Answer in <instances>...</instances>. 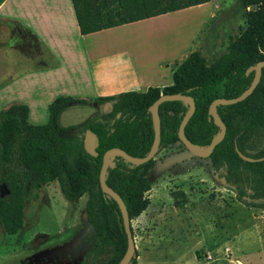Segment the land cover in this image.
<instances>
[{"label": "trees", "instance_id": "16d2710c", "mask_svg": "<svg viewBox=\"0 0 264 264\" xmlns=\"http://www.w3.org/2000/svg\"><path fill=\"white\" fill-rule=\"evenodd\" d=\"M80 35L93 34L141 20L208 3L210 0H70ZM245 13V29L233 39L213 63L207 65L199 52L189 53L172 72L171 85L161 89L127 91L109 97L81 99L58 97L47 106L43 125L27 121L28 108L11 104L0 110V186L8 192L0 198V227L12 236L22 229L24 210L37 199L43 186L56 182L64 200L85 197L84 218L96 237L87 256L88 264H117L126 249L121 216L116 203L103 194L98 183L102 155L119 149L131 158L144 157L152 143L153 129L149 106L160 95L192 98L194 112L183 128L184 137L197 147H207L218 134L207 108L214 99H234L249 86L253 72L245 71L264 61V0H238ZM252 93L242 102L216 107L225 126L223 139L207 159L213 169L223 168L221 179L238 200L252 206L264 202V69ZM97 111L78 126L60 127L59 115L73 106ZM188 110L179 101L158 106L160 139L158 151L178 143L177 128ZM86 132L96 138L95 157L83 149ZM258 136L261 148L246 154L243 145ZM235 149L251 159L241 160ZM157 151V152H158ZM107 167L105 184L121 199L129 222L148 206L147 176L154 160L139 166L113 156ZM175 207L187 202L182 192L170 193ZM264 208V204L261 205ZM131 231V227H130ZM132 234V232H131ZM134 251L128 264H136Z\"/></svg>", "mask_w": 264, "mask_h": 264}, {"label": "rangeland", "instance_id": "374dc122", "mask_svg": "<svg viewBox=\"0 0 264 264\" xmlns=\"http://www.w3.org/2000/svg\"><path fill=\"white\" fill-rule=\"evenodd\" d=\"M212 8L214 17L205 21L196 41L184 44L190 52H199L207 65L225 52L230 38L244 31L245 13L256 9H244L238 0H211L208 8L185 18H173L170 22L188 21L193 25L196 22L193 18ZM29 15V5L23 4L18 18L24 20ZM168 22L161 21L144 29H163ZM59 32L57 49L65 64L58 68L53 67V60L47 54L27 58L16 51L15 42L9 40L8 27L4 26L0 34L1 43H4L0 47V82L17 81L9 105L22 104L17 97L26 100L30 120L37 119L36 125H43L47 120L43 100L51 97L53 100L58 97L86 99L91 90L87 85L76 83L74 75L78 72L89 76L92 70L95 83L90 81V85L96 90L102 87L120 90L111 83L116 82L122 69L89 67L83 60L81 43L72 37L71 26L65 24ZM135 34L136 31H131L124 38L133 41L137 39L133 37ZM122 35L106 34L96 38L94 43L104 46L103 52L108 51L112 46H105L115 45ZM129 48L137 59L148 57L150 62H155L156 56L164 51L153 42L141 47L131 44ZM161 79L167 81L166 85L171 84L167 72L163 78L150 77L135 91L152 87ZM91 109L70 107L59 115L58 124L63 128L81 125L97 111L95 105ZM260 148L258 136L243 145L244 152L249 155ZM153 160L154 166L147 176L150 188L145 194L148 206L130 221L136 264H264L263 201L252 206L248 199L238 200L221 179L223 168L213 169L208 159L192 155L179 143L158 151ZM175 191L187 198L179 207L174 206L170 197ZM37 195L24 210L19 232L8 236L0 227V264H88L87 256L96 237L84 218L85 197L71 202L64 200L56 182L43 186Z\"/></svg>", "mask_w": 264, "mask_h": 264}, {"label": "crops", "instance_id": "0c3cea01", "mask_svg": "<svg viewBox=\"0 0 264 264\" xmlns=\"http://www.w3.org/2000/svg\"><path fill=\"white\" fill-rule=\"evenodd\" d=\"M210 2L211 0L203 5L102 30L93 34L80 35L70 0H0V34L4 26L11 27L14 24L22 28L32 37V41L26 48L18 49L17 47H14V49L25 55L27 58L35 56L40 58L47 54L49 58H52L53 60V67L58 68L65 64L64 60L59 56L57 49L59 47L57 41L60 39L59 29L62 26H65V24L70 25L73 32L72 37L81 43L83 60L89 65V67L94 66L97 67V69L98 67L112 68L117 71L122 69L116 82L111 83L117 87L115 89L120 90H110V87H102L101 90H96L95 86L92 87L90 85V81L95 83L94 72L92 70H90L89 76L79 72L74 75L77 84L87 85V88L91 90L88 96H86V99H96L99 97L113 96L122 92L135 91V89H139L140 84H143L152 76L163 78L168 72V75L171 77L176 66L181 63L189 53H191V50H187V48L184 47V44L187 41L191 44L196 41L200 30L204 24L207 23L205 21L214 17V9H209L207 12L202 13V15L200 14V17L193 18V22L196 20L193 25L188 21L187 23H172L170 20L182 16L185 18L188 14L193 15L200 9L208 8ZM26 3L29 5L30 15L28 18L20 20L17 16L18 11L20 10V7ZM161 21H169L168 26L163 29L156 28L153 31L144 29L148 25H154ZM131 31H136V34L133 37H137V39L133 41H131V38L129 40L124 38V36L127 37L128 34H131ZM111 33L124 34L121 36V38L124 39L120 38V41L115 45L105 46H112V48L103 52L102 49L104 46L100 47L95 44V39ZM142 41L144 42L142 43ZM88 42L89 45H87ZM146 42H153L155 47L164 49L162 54L156 56L158 59L155 62H150L148 57L139 56L140 58L138 57L137 59L131 48H129L131 44L135 45L137 43L138 47H141V45ZM165 83H167V81H162L161 79V81L156 82L152 87L161 89L171 85H166ZM16 84L17 81L13 80L9 83L0 82V110L11 103V92ZM17 101L25 105L27 108L29 107L26 100L17 97ZM51 101H53V97L48 100H43L44 106L47 108ZM88 108L92 111L91 107ZM29 112L30 110L28 108V123L36 125L38 122L34 121L37 119L31 121Z\"/></svg>", "mask_w": 264, "mask_h": 264}, {"label": "water", "instance_id": "95a60500", "mask_svg": "<svg viewBox=\"0 0 264 264\" xmlns=\"http://www.w3.org/2000/svg\"><path fill=\"white\" fill-rule=\"evenodd\" d=\"M261 68H264V61H260L256 63L254 66L249 67L245 71V75L247 76L250 72H253V78L248 86V88L241 93L238 97L234 99H214L207 108V116L208 119H212V122L214 126H216L219 129L218 134L211 140L209 145L205 147L206 149L204 151H199L197 146H193L185 137L183 134V128L192 116L194 112V102L191 97L184 96V95H160L148 108V112L151 115V123H152V129H153V139L151 146L149 148V151L147 154L142 158H131L127 154H125L123 151L119 149H110L107 150L101 158V165L99 169L98 174V183L100 190L103 194H105L107 197L112 199L119 210L121 220H122V226L125 234L126 239V249L123 257L117 264H128L130 259L133 256V253L135 251L134 243L132 234L130 231V222L126 213V209L121 201V199L118 197L116 193H114L110 188H108L104 182L105 180V174L107 167H112V161L113 156H120L122 157L127 163L135 166L143 165L150 161L151 159H154L156 156V153L158 151V145H159V139H160V124H159V117H158V106L161 103L164 102H172V101H179L184 104H188V110L182 117L178 128H177V139L178 143L181 144L189 153L192 155L207 159V157L210 155L214 147L223 139L225 134V126L224 124L218 119L216 115V107L220 105H233L239 102H242L245 100L254 90V88L257 86L260 78V71ZM96 147V138L95 136L90 133L86 132L83 137V149L86 154L90 155L91 157H95L96 154L94 152V149ZM238 157L248 163H252L255 161H260L261 159L255 160L251 159L240 152H238L237 149H235ZM8 192L4 189L3 186H0V198L3 197V195L7 194Z\"/></svg>", "mask_w": 264, "mask_h": 264}, {"label": "flooded vegetation", "instance_id": "af4514ba", "mask_svg": "<svg viewBox=\"0 0 264 264\" xmlns=\"http://www.w3.org/2000/svg\"><path fill=\"white\" fill-rule=\"evenodd\" d=\"M9 29V40H12L13 42H15V47H17L18 49H23L26 48L30 45V42L32 41V37L26 32L24 31L22 28L16 26V25H12L11 27H8ZM4 43H0V47H3ZM264 68H261L260 71V78L262 76L263 70ZM254 75V73H253ZM253 78V76H252ZM259 78V80H260Z\"/></svg>", "mask_w": 264, "mask_h": 264}, {"label": "bare ground", "instance_id": "6f19581e", "mask_svg": "<svg viewBox=\"0 0 264 264\" xmlns=\"http://www.w3.org/2000/svg\"><path fill=\"white\" fill-rule=\"evenodd\" d=\"M200 149H201V148H198L199 151H201Z\"/></svg>", "mask_w": 264, "mask_h": 264}]
</instances>
